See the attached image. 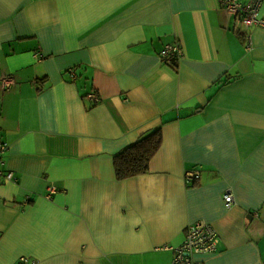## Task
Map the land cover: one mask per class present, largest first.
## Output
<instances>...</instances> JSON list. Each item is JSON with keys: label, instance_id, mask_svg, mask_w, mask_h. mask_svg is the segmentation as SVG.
Wrapping results in <instances>:
<instances>
[{"label": "crops", "instance_id": "0c3cea01", "mask_svg": "<svg viewBox=\"0 0 264 264\" xmlns=\"http://www.w3.org/2000/svg\"><path fill=\"white\" fill-rule=\"evenodd\" d=\"M4 78L0 264H172L197 220L218 235L202 264H264L263 27L218 0H0ZM156 129L148 171L118 179Z\"/></svg>", "mask_w": 264, "mask_h": 264}, {"label": "built area", "instance_id": "2783aa9c", "mask_svg": "<svg viewBox=\"0 0 264 264\" xmlns=\"http://www.w3.org/2000/svg\"><path fill=\"white\" fill-rule=\"evenodd\" d=\"M220 5L227 10L234 18L239 19L246 29L253 26L264 28V19L258 16L261 0H218ZM160 57L164 63H172L182 56V47L179 43L166 44L160 51ZM4 87H9L12 79L4 78L1 81ZM34 83H36L34 81ZM92 98H98L91 93ZM7 150V145L0 139V160ZM200 176L198 170L186 173V182L196 180ZM0 178L6 181H17V177L11 170L0 169ZM54 187H50V192ZM223 202L227 208H231L235 202V196L231 187L223 191ZM218 235L216 230L206 221L197 220L187 225L183 241L177 245L168 247L173 251L172 264H202L196 259V255L211 253L217 250ZM25 260V259H23Z\"/></svg>", "mask_w": 264, "mask_h": 264}, {"label": "trees", "instance_id": "16d2710c", "mask_svg": "<svg viewBox=\"0 0 264 264\" xmlns=\"http://www.w3.org/2000/svg\"><path fill=\"white\" fill-rule=\"evenodd\" d=\"M70 72V71H68ZM161 142L160 129L140 136L114 156V166L118 179L144 174L149 169L150 159Z\"/></svg>", "mask_w": 264, "mask_h": 264}]
</instances>
